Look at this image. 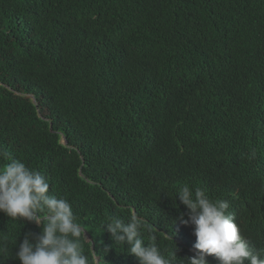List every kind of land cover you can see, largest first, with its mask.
I'll return each instance as SVG.
<instances>
[{
    "label": "trees",
    "instance_id": "trees-1",
    "mask_svg": "<svg viewBox=\"0 0 264 264\" xmlns=\"http://www.w3.org/2000/svg\"><path fill=\"white\" fill-rule=\"evenodd\" d=\"M0 148L70 202L90 259L139 264L101 228L136 214L180 264L196 241L182 184L240 220L264 208L245 164L264 156V0H0ZM41 230L0 212V264Z\"/></svg>",
    "mask_w": 264,
    "mask_h": 264
},
{
    "label": "clouds",
    "instance_id": "clouds-1",
    "mask_svg": "<svg viewBox=\"0 0 264 264\" xmlns=\"http://www.w3.org/2000/svg\"><path fill=\"white\" fill-rule=\"evenodd\" d=\"M256 155V150L251 149L245 164L257 171L260 181L253 185L264 196V156ZM0 160L9 161L0 167V212L12 220L20 218L42 225L39 234L29 231L19 244L15 255L21 264H103L97 256L90 259L85 254V241L91 248L85 228L70 202L49 191L48 179L24 162L12 159L2 148ZM213 182L219 189L239 193V189L223 185L215 176ZM250 185L242 183L241 191L249 190ZM205 189L184 183L175 191L174 198L188 210L187 219L184 214L178 219L183 225L193 226L196 237L194 255L179 259L180 264H209L208 256L215 260L214 264H264V208L240 220L236 211L228 212L230 204L225 198L215 196L214 200ZM105 225L115 244L122 249L127 245V251L139 264H174L177 260L175 251L170 257L163 254L155 243L153 228L139 215H130L127 222L109 216L101 228ZM144 228L151 233L147 243L142 237ZM174 235L169 237L172 241ZM5 251L0 247V253Z\"/></svg>",
    "mask_w": 264,
    "mask_h": 264
},
{
    "label": "water",
    "instance_id": "water-1",
    "mask_svg": "<svg viewBox=\"0 0 264 264\" xmlns=\"http://www.w3.org/2000/svg\"><path fill=\"white\" fill-rule=\"evenodd\" d=\"M32 101L35 103V99L33 97H32ZM62 143L63 144H66L65 138L62 139ZM85 236H86L87 240L91 241V245L93 246V242L91 240V236H90V234L86 230H85ZM97 259L99 260L98 257H97Z\"/></svg>",
    "mask_w": 264,
    "mask_h": 264
},
{
    "label": "bare ground",
    "instance_id": "bare-ground-1",
    "mask_svg": "<svg viewBox=\"0 0 264 264\" xmlns=\"http://www.w3.org/2000/svg\"><path fill=\"white\" fill-rule=\"evenodd\" d=\"M235 217V216H234Z\"/></svg>",
    "mask_w": 264,
    "mask_h": 264
}]
</instances>
